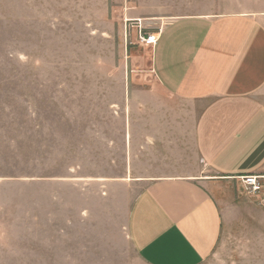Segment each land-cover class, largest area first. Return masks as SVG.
Returning a JSON list of instances; mask_svg holds the SVG:
<instances>
[{
  "label": "crops",
  "instance_id": "0c3cea01",
  "mask_svg": "<svg viewBox=\"0 0 264 264\" xmlns=\"http://www.w3.org/2000/svg\"><path fill=\"white\" fill-rule=\"evenodd\" d=\"M101 5L160 28L148 32L158 41L132 34L127 76L137 83L111 115L28 118L37 161L23 165L24 180L48 195L39 220L64 224L69 234L53 240L64 237L70 255L116 258L128 246L144 264H202L250 209L240 177L264 175V0Z\"/></svg>",
  "mask_w": 264,
  "mask_h": 264
},
{
  "label": "rangeland",
  "instance_id": "374dc122",
  "mask_svg": "<svg viewBox=\"0 0 264 264\" xmlns=\"http://www.w3.org/2000/svg\"><path fill=\"white\" fill-rule=\"evenodd\" d=\"M103 6L101 0H0V264H144L128 246L116 258L70 255L68 241L55 236L65 246L57 252L63 247L54 234L69 230L48 225L42 214L39 220L36 203L48 195L24 180L23 165L37 161L28 139H38V126L28 118L109 116L128 84L137 83L127 76V52L142 25ZM241 189L250 209L234 214L202 264H264V205Z\"/></svg>",
  "mask_w": 264,
  "mask_h": 264
},
{
  "label": "built area",
  "instance_id": "2783aa9c",
  "mask_svg": "<svg viewBox=\"0 0 264 264\" xmlns=\"http://www.w3.org/2000/svg\"><path fill=\"white\" fill-rule=\"evenodd\" d=\"M139 41L145 46L155 45L158 41L157 33L139 32ZM248 194L258 196L264 202V175L251 173L240 177Z\"/></svg>",
  "mask_w": 264,
  "mask_h": 264
}]
</instances>
